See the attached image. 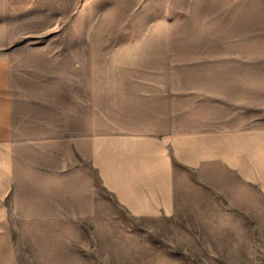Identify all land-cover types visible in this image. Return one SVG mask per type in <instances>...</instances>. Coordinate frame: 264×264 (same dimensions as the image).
<instances>
[{
    "label": "crops",
    "instance_id": "1",
    "mask_svg": "<svg viewBox=\"0 0 264 264\" xmlns=\"http://www.w3.org/2000/svg\"><path fill=\"white\" fill-rule=\"evenodd\" d=\"M17 42L0 54V264H21L18 192L56 207L59 191L70 206L78 182L94 181L132 218L176 219L178 182L191 175L198 223L213 207L214 245L236 248L241 232L259 231L250 224L263 227L264 85L252 73L196 87L183 73H130L139 81L127 83L94 70L89 40Z\"/></svg>",
    "mask_w": 264,
    "mask_h": 264
},
{
    "label": "rangeland",
    "instance_id": "2",
    "mask_svg": "<svg viewBox=\"0 0 264 264\" xmlns=\"http://www.w3.org/2000/svg\"><path fill=\"white\" fill-rule=\"evenodd\" d=\"M50 39L89 40L94 70L112 81L172 71L196 87L252 73L264 85V0H0V54L10 40ZM77 187L70 206L59 191L56 207L40 192H18L21 264H264V224H250L259 231L241 232L236 248L214 245L223 241L213 238V207L198 223L195 176L178 182L176 219L132 218L94 181Z\"/></svg>",
    "mask_w": 264,
    "mask_h": 264
}]
</instances>
